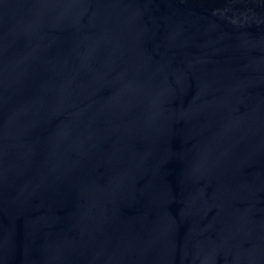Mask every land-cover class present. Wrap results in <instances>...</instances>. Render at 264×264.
<instances>
[{
    "label": "water",
    "instance_id": "obj_1",
    "mask_svg": "<svg viewBox=\"0 0 264 264\" xmlns=\"http://www.w3.org/2000/svg\"><path fill=\"white\" fill-rule=\"evenodd\" d=\"M0 264H264V0H0Z\"/></svg>",
    "mask_w": 264,
    "mask_h": 264
}]
</instances>
